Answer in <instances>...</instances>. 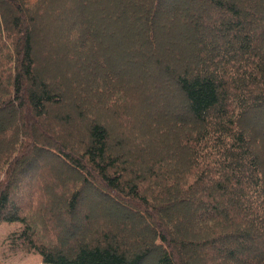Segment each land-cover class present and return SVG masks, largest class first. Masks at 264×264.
Listing matches in <instances>:
<instances>
[{
  "label": "trees",
  "instance_id": "16d2710c",
  "mask_svg": "<svg viewBox=\"0 0 264 264\" xmlns=\"http://www.w3.org/2000/svg\"><path fill=\"white\" fill-rule=\"evenodd\" d=\"M178 2L0 0V220L44 263L264 264V0Z\"/></svg>",
  "mask_w": 264,
  "mask_h": 264
},
{
  "label": "rangeland",
  "instance_id": "374dc122",
  "mask_svg": "<svg viewBox=\"0 0 264 264\" xmlns=\"http://www.w3.org/2000/svg\"><path fill=\"white\" fill-rule=\"evenodd\" d=\"M194 1L195 2L197 1L198 2L197 4L199 6L202 4L201 0H193V2ZM180 3H190V2H189V0H180V2H178V4H180ZM168 9H169V7L165 6V4H163V6L160 5V9H159L160 15L164 16V15L168 14V12H167ZM163 58H165V57H163ZM83 111H84V109H83ZM259 113H262V116L260 117V121L263 122V127L261 128V130L263 131L264 130V107L261 108L259 110V112L255 113L257 117H259ZM0 118L2 120V121L0 120V130H2L4 128V124L8 125V122L3 117H0ZM249 118L252 120L251 115L249 116ZM251 120H249V121H251ZM3 122H4V124H3ZM103 122H104V124H106L105 121H103ZM107 123H108V125H111V123H109L108 120H107ZM113 127H115V126H113ZM256 127L258 128L259 126L256 125ZM66 129H67V127L62 125V130H66ZM130 143L131 144H138L137 140H135V139L132 140V138H131ZM42 153H41V151H36L35 157H33L32 159L41 158V156H43ZM53 154H55V153H51V158H52L51 162L56 164V162H58V158H55V157L53 158ZM38 167H40L39 168L40 171H38V172H41V174H43L45 176V181L47 183L54 184L56 186L57 185L56 179L54 180L53 177L49 176V174H47V171L44 170V168L41 164L36 163V167L33 168V170L38 169ZM32 174H33L32 172L24 174L21 177L22 184H17L13 187L15 195L12 197V200L19 206H22V205L28 203L32 199V197L30 195L32 185L34 186L36 184V182L34 181V178H32ZM36 175H37V172H36ZM4 178L5 177L2 174L1 179L3 180ZM191 180H192V176H190L188 178V182H190ZM62 181H63V179L60 182H62ZM57 187L58 186H56V189H57ZM17 188H18V190H17ZM97 203H98V201L95 200V204H97ZM95 204L91 207V210L93 211V215L96 216L95 217L96 220H94V221L97 222V221H99L98 220L99 215L97 214V212L95 210ZM129 206H127V208H126L129 212H133V213L136 212L135 209H133L134 207H132V206L129 207ZM22 211L24 213H29V210L27 211V204H26L24 210H22ZM84 212H85V210H80V211H78V213L75 214V216L77 217L79 214H82ZM140 218L142 219V221L145 223L146 227H148L149 230L154 229V227L151 225V223H148L146 217L143 214L140 215ZM78 219L79 218H75V222H78ZM21 226L22 225L18 222H6V221L0 220V264H48V263L43 262L42 256L39 255L36 251L31 250L28 247L22 245L21 240L18 238V234L21 230Z\"/></svg>",
  "mask_w": 264,
  "mask_h": 264
}]
</instances>
